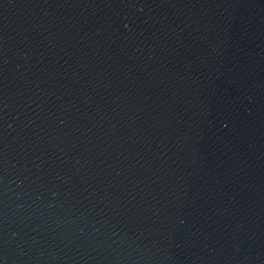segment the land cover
Instances as JSON below:
<instances>
[{
	"label": "water",
	"instance_id": "obj_1",
	"mask_svg": "<svg viewBox=\"0 0 264 264\" xmlns=\"http://www.w3.org/2000/svg\"><path fill=\"white\" fill-rule=\"evenodd\" d=\"M0 264H264V0H0Z\"/></svg>",
	"mask_w": 264,
	"mask_h": 264
}]
</instances>
